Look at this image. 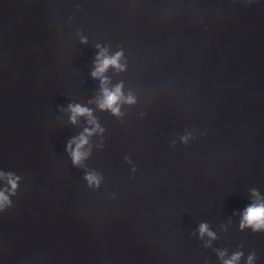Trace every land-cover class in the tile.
Masks as SVG:
<instances>
[{
    "label": "water",
    "instance_id": "water-1",
    "mask_svg": "<svg viewBox=\"0 0 264 264\" xmlns=\"http://www.w3.org/2000/svg\"><path fill=\"white\" fill-rule=\"evenodd\" d=\"M0 192V264H264V0H0Z\"/></svg>",
    "mask_w": 264,
    "mask_h": 264
},
{
    "label": "clouds",
    "instance_id": "clouds-1",
    "mask_svg": "<svg viewBox=\"0 0 264 264\" xmlns=\"http://www.w3.org/2000/svg\"><path fill=\"white\" fill-rule=\"evenodd\" d=\"M97 47H100L97 45ZM106 49H101L100 52L97 54L96 59V67L95 70L92 72L93 77L100 78L101 84L104 85L107 81V77L104 76V73L107 71L109 66L116 67L117 69L122 68V65L119 64V59L122 53L117 52L114 56H108ZM103 97L98 102V106L101 109H110L113 114H119V107L117 106V102L121 99L122 93H121V86L117 85L114 89H109L106 86L102 88ZM129 102H131V97L128 98ZM69 108L71 109L72 116L71 120L73 123L76 122V119L78 116L81 115H87L91 117V110L82 107L79 104L76 105H69ZM90 123H94V120L89 121ZM99 129V125L96 126V129H85V132L88 135H91L92 131H95ZM102 131V129H99ZM72 143L76 144V147L72 150L71 155L73 158L74 163H79L85 153L81 151V148L83 145L87 143V137L85 135H81L78 140L71 141L69 143V148H71ZM88 179L94 180V176H88ZM9 183H11L13 189L16 187L15 180H9ZM255 194V193H254ZM7 200V197L0 192V204H2L4 201ZM245 226H251L253 230H258L261 228H264V204H254L249 206L245 212L244 217L241 222V228ZM200 234L203 236L205 233H207L209 236L214 237V233L208 231V226L206 224L200 225ZM239 253H237L231 260H228L225 262V264H234V261L238 259ZM251 260V257L249 258Z\"/></svg>",
    "mask_w": 264,
    "mask_h": 264
}]
</instances>
